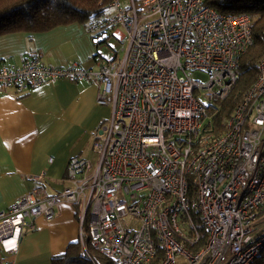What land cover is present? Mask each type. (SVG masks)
<instances>
[{"label": "built area", "instance_id": "2783aa9c", "mask_svg": "<svg viewBox=\"0 0 264 264\" xmlns=\"http://www.w3.org/2000/svg\"><path fill=\"white\" fill-rule=\"evenodd\" d=\"M127 1L112 0L89 20L93 40L110 54L95 69L50 66L39 55L0 65V94L85 82L110 108L95 159L67 162L70 186L49 196L36 187L0 211V264H15L35 220L53 218L65 203L79 207L82 251L89 244L116 264H149L157 247L158 264H254L263 252L264 230L254 226L264 219V56L222 132L212 124L252 44V18L219 13L206 0ZM119 27L124 33L114 39L127 44L117 51L106 40ZM192 212L206 235L196 252Z\"/></svg>", "mask_w": 264, "mask_h": 264}, {"label": "crops", "instance_id": "0c3cea01", "mask_svg": "<svg viewBox=\"0 0 264 264\" xmlns=\"http://www.w3.org/2000/svg\"><path fill=\"white\" fill-rule=\"evenodd\" d=\"M122 28L111 32L123 35ZM89 22L58 26L43 33L0 36V65L19 63L39 55L50 66L78 64L96 68V60L109 58ZM99 88L91 83L65 80L47 82L25 95L0 94V211L40 187L49 196L71 185L66 165L72 157L93 161L98 128L109 121L110 108L96 103ZM41 182H35V176ZM51 219L38 217L20 240L15 264H52L53 257L79 241V207L55 206Z\"/></svg>", "mask_w": 264, "mask_h": 264}, {"label": "trees", "instance_id": "16d2710c", "mask_svg": "<svg viewBox=\"0 0 264 264\" xmlns=\"http://www.w3.org/2000/svg\"><path fill=\"white\" fill-rule=\"evenodd\" d=\"M112 0H0V36L9 33H43L58 26L87 23L102 16ZM205 4L219 13H247L252 18V44L239 59L238 80L228 96L217 103L212 117L213 133L222 132V123L241 101L244 93L254 82L257 62L264 56V0H206ZM189 179V198L195 188ZM193 222L199 235L193 247L196 252L205 245L206 235L197 213L192 212ZM163 258L157 247L155 258L149 264H158ZM52 264H116L87 244L82 251L79 241L66 251L52 258ZM254 264H264V248Z\"/></svg>", "mask_w": 264, "mask_h": 264}, {"label": "rangeland", "instance_id": "374dc122", "mask_svg": "<svg viewBox=\"0 0 264 264\" xmlns=\"http://www.w3.org/2000/svg\"><path fill=\"white\" fill-rule=\"evenodd\" d=\"M122 1V6L125 7L126 5H128V1L127 0H121ZM126 40L122 43L117 42L115 39H110L108 41V45H110L114 50L120 51V49L124 46H126ZM122 52H119V56H122ZM195 224V221H194ZM254 230L258 231V230H264V219L261 222H258L255 224L254 226Z\"/></svg>", "mask_w": 264, "mask_h": 264}]
</instances>
